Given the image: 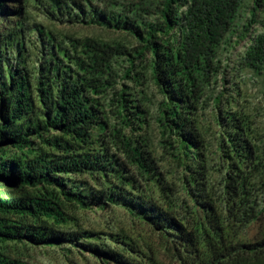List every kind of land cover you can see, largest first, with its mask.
Listing matches in <instances>:
<instances>
[{
    "label": "trees",
    "instance_id": "16d2710c",
    "mask_svg": "<svg viewBox=\"0 0 264 264\" xmlns=\"http://www.w3.org/2000/svg\"><path fill=\"white\" fill-rule=\"evenodd\" d=\"M251 2L243 25L246 0H0V264H29L11 242L104 264H264V0ZM120 204L157 244L70 228Z\"/></svg>",
    "mask_w": 264,
    "mask_h": 264
},
{
    "label": "rangeland",
    "instance_id": "374dc122",
    "mask_svg": "<svg viewBox=\"0 0 264 264\" xmlns=\"http://www.w3.org/2000/svg\"><path fill=\"white\" fill-rule=\"evenodd\" d=\"M98 4L102 7H105L108 0H96ZM127 1V0H122ZM252 9L251 0H246V4L242 10L241 22L244 25L248 22ZM262 16V15H261ZM261 29V24H256L253 28V31L257 32ZM79 31L83 34H92L98 35L100 37L109 39L116 37L118 33L113 30L102 28L100 26H91L80 28ZM249 43V40L246 39L242 44L236 49L233 50V54L241 53L245 50L246 45ZM232 54V53H231ZM229 54L226 52L224 54V60L228 58ZM250 74H246L248 84L245 89L248 91V95L251 98V101L254 103L257 101L256 95L260 87L259 77L251 79ZM145 91L146 101L153 108L156 107V103L161 99V94L159 93L157 87L150 80H146V83L142 84V87ZM259 119L264 121V115H260ZM153 130L152 135L154 139V144L157 147V150L162 153L164 151L162 144L159 140V133ZM7 150L13 151V149L8 148ZM11 183L5 182V185L0 182V192H6L9 189ZM13 185V184H12ZM14 186V185H13ZM15 187V186H14ZM80 220L78 225L75 222L70 223V228H88L96 230H105L106 232L118 231L119 229H125L129 232L133 238L139 240L140 242H148L157 244L158 234L153 229V227L141 220V218L134 216L127 208L120 204L108 208L94 207L91 209H84L80 211ZM2 247L6 250L9 255L13 257H18L23 261L28 262L29 264H104L99 258L95 257L90 253H80L76 249L68 253L65 249V246L61 245H52L48 247L35 246L31 243L24 242H11L3 244ZM161 257V255H160Z\"/></svg>",
    "mask_w": 264,
    "mask_h": 264
}]
</instances>
